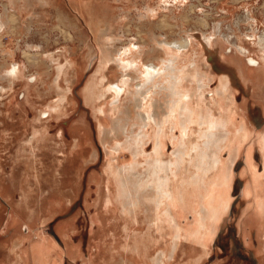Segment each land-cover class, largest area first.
<instances>
[{"label": "rangeland", "instance_id": "rangeland-1", "mask_svg": "<svg viewBox=\"0 0 264 264\" xmlns=\"http://www.w3.org/2000/svg\"><path fill=\"white\" fill-rule=\"evenodd\" d=\"M9 18L0 31V264H156L178 231L166 264H264V0H17ZM188 37L183 49L162 41ZM171 56L175 73L139 85L145 62ZM13 62L14 82L3 77ZM123 72L130 81L115 96L108 87ZM176 76L194 110L186 123L170 108ZM155 108L161 118L143 126L139 112ZM200 111L229 118L216 167L199 162ZM140 131L136 156L124 142ZM154 156L177 161L172 195L157 212L127 209L116 169L135 160L144 169Z\"/></svg>", "mask_w": 264, "mask_h": 264}, {"label": "bare ground", "instance_id": "bare-ground-1", "mask_svg": "<svg viewBox=\"0 0 264 264\" xmlns=\"http://www.w3.org/2000/svg\"><path fill=\"white\" fill-rule=\"evenodd\" d=\"M52 3L54 4V2ZM16 4H17V0H8L7 5L4 6L5 10L2 13H0V31H3L6 27H8L9 23L11 22L12 19L9 18V9L10 7H13L15 9ZM250 14H251V11L248 10L247 17L249 19H252V15ZM205 39L211 44V39L207 37L206 35H205ZM162 41L170 49L172 48L183 49V48H188L190 45H192V40L189 37L182 38V39H173V40L165 38ZM257 41H258V45L260 46V51L262 52L259 54V57L261 56L260 59L263 58L264 60V32L260 34ZM163 49L167 51V48H163ZM151 60H154V61H152L151 63L145 62V68H144L143 73H144V78H145L146 83L141 82V84L139 85L142 87L146 86L148 83L153 82L155 77L158 74H160L161 72L167 69H172L174 73H175V70H177L176 69L177 63H178L177 57L176 58L173 56L169 58L164 57L161 59L162 63L160 65L158 63L159 59L157 60L151 59ZM257 60L259 61V59ZM136 62L137 61L134 58L128 61H123L122 63L123 69H127L131 67L133 63L136 64ZM250 62L257 63V61L254 59H251ZM19 72H21V68L19 64L13 62L12 68L5 70V74L3 75V77L14 82ZM128 75H129V72H123L122 78L120 79V81H118L116 84L111 83V85L108 87V90L115 92L114 94L115 96H120L121 92L129 84L130 78L127 77ZM175 78H172L173 80H175L174 82L171 81L172 82L171 91L169 94H171L173 97V100H171V102L173 103L170 104V108L173 111L175 110L174 109L175 106L176 107L179 106L182 109L181 115L183 118V123H186L188 121H191L193 118H195L194 110L190 107L189 99L183 100V97L189 96V92L182 93L181 91H179V87H178L179 78L178 76H176ZM197 80H199V83H203V78H198ZM229 81H230L229 78L225 76L223 86H221V92H224L228 89ZM177 99H179L181 104H178ZM140 101H141V98H138V102H137L138 106H141ZM163 111H166V110L163 109ZM139 116L143 120V126H145V124L150 119H154L155 121H158V119L161 118V111L158 108H155L153 111L151 112L149 111L147 113H144L141 111L139 112ZM199 116H200L201 125H204L205 123H207V130L204 131V136L206 137L203 142L204 146L200 147V149L197 151V154L200 157L199 162L200 164L202 163L201 165L205 166L207 164L206 161H208V164L210 165V167H216L217 165H219V162L221 160L220 151L226 145V142L229 138V131H230L229 126H228L229 118L225 117L224 115L222 117L215 118L212 112L207 113L204 111H200ZM121 127L122 129L123 127L126 128L125 124H123ZM122 129L120 128L118 129V131ZM129 134L131 135L127 137V140L124 143L128 145V147L132 150V152L136 156L140 155L142 152H144V144L146 142V133H144V131H140L137 133L132 132ZM124 143L117 142L116 143L117 145L114 148L116 150H120L121 146L124 145ZM180 152H182V149L181 150L179 149L176 153L179 155ZM237 155H238L237 149H234L230 157V161L228 163L227 170L224 175V179H228V177L230 176L232 172V166H233V163L235 162ZM174 160L166 162L160 156H157V157L154 156V157H151V159L147 160L148 165H146L144 169H139L137 167L138 166L137 160H135V162H133L132 164L124 165L120 168H117L116 177L119 181V186L121 189L120 196H121L123 205L127 209H129V205L138 204V202H140L144 206H147V209L152 208L155 212H157L159 210L160 205L164 201V198L170 197L172 195L171 188H170L171 178L169 174L171 172H174V169L172 166L177 164V161H174ZM139 166H142L140 162H139ZM228 181L229 180H227L226 182ZM149 206L150 208H148ZM206 208L208 209V207ZM206 211L207 210L204 209V212ZM205 214L211 215V212L209 211V212H206ZM215 215L216 213H214L212 217H214ZM215 221H216V218L213 219V223ZM178 232H176V234L174 235V238H175L174 242L171 243L169 247L162 249L160 252H158L156 257L154 258V262L156 264H166V261L169 257L174 258V255L178 248L179 236L181 235ZM18 244L16 245L17 247H18ZM38 264H40V260L38 261Z\"/></svg>", "mask_w": 264, "mask_h": 264}]
</instances>
